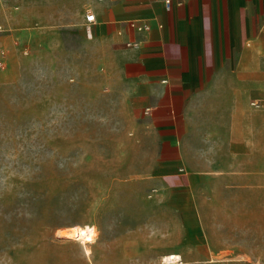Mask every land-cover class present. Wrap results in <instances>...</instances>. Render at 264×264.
Returning a JSON list of instances; mask_svg holds the SVG:
<instances>
[{"label": "crops", "instance_id": "1", "mask_svg": "<svg viewBox=\"0 0 264 264\" xmlns=\"http://www.w3.org/2000/svg\"><path fill=\"white\" fill-rule=\"evenodd\" d=\"M49 7L71 13L67 29L97 39L113 63L143 158L131 183L153 205L155 259L175 252L182 263L189 234H211L218 214L264 236V0H0V29L41 31L31 23Z\"/></svg>", "mask_w": 264, "mask_h": 264}, {"label": "rangeland", "instance_id": "2", "mask_svg": "<svg viewBox=\"0 0 264 264\" xmlns=\"http://www.w3.org/2000/svg\"><path fill=\"white\" fill-rule=\"evenodd\" d=\"M49 9L31 23L41 31L0 29V264H103V253L131 264H264V236L220 214L208 236L189 234L182 263L165 260L175 252L155 259L153 205L131 183L143 158L113 63L97 39L67 29L71 13Z\"/></svg>", "mask_w": 264, "mask_h": 264}, {"label": "built area", "instance_id": "3", "mask_svg": "<svg viewBox=\"0 0 264 264\" xmlns=\"http://www.w3.org/2000/svg\"><path fill=\"white\" fill-rule=\"evenodd\" d=\"M86 20L89 23H93L95 21V14L93 12L87 13L86 14ZM133 24L137 28V30H143V29L149 28V24L145 23V22L134 21ZM128 44L129 45H136V44H133L132 42H129ZM3 63H4V61L0 60V66H2ZM251 104L253 106H256V107L260 106V103L258 101H252Z\"/></svg>", "mask_w": 264, "mask_h": 264}, {"label": "bare ground", "instance_id": "4", "mask_svg": "<svg viewBox=\"0 0 264 264\" xmlns=\"http://www.w3.org/2000/svg\"><path fill=\"white\" fill-rule=\"evenodd\" d=\"M64 233V235H73L75 232L72 231V230H63L62 231ZM177 258H179L178 255H175V254H172L168 257H165V260L168 261V262H176L177 261Z\"/></svg>", "mask_w": 264, "mask_h": 264}]
</instances>
